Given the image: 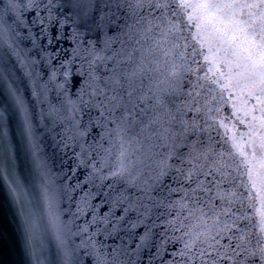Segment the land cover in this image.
I'll use <instances>...</instances> for the list:
<instances>
[{"label": "snow or ice", "instance_id": "6c2138e0", "mask_svg": "<svg viewBox=\"0 0 264 264\" xmlns=\"http://www.w3.org/2000/svg\"><path fill=\"white\" fill-rule=\"evenodd\" d=\"M12 264H264V0H0Z\"/></svg>", "mask_w": 264, "mask_h": 264}, {"label": "water", "instance_id": "95a60500", "mask_svg": "<svg viewBox=\"0 0 264 264\" xmlns=\"http://www.w3.org/2000/svg\"><path fill=\"white\" fill-rule=\"evenodd\" d=\"M18 259L15 226L7 205L0 199V264H12Z\"/></svg>", "mask_w": 264, "mask_h": 264}]
</instances>
